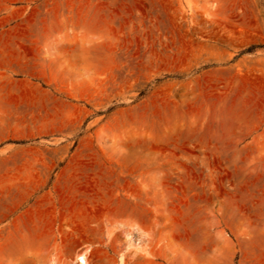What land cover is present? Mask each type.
I'll list each match as a JSON object with an SVG mask.
<instances>
[{
  "label": "rangeland",
  "instance_id": "374dc122",
  "mask_svg": "<svg viewBox=\"0 0 264 264\" xmlns=\"http://www.w3.org/2000/svg\"><path fill=\"white\" fill-rule=\"evenodd\" d=\"M0 264H264V0H0Z\"/></svg>",
  "mask_w": 264,
  "mask_h": 264
},
{
  "label": "bare ground",
  "instance_id": "6f19581e",
  "mask_svg": "<svg viewBox=\"0 0 264 264\" xmlns=\"http://www.w3.org/2000/svg\"><path fill=\"white\" fill-rule=\"evenodd\" d=\"M79 260L81 261V263H83V257H80Z\"/></svg>",
  "mask_w": 264,
  "mask_h": 264
}]
</instances>
